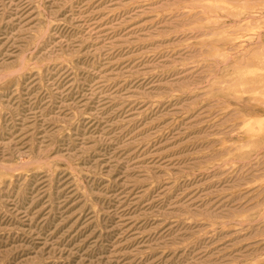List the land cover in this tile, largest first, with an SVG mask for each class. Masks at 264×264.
Listing matches in <instances>:
<instances>
[{
    "label": "rangeland",
    "instance_id": "1",
    "mask_svg": "<svg viewBox=\"0 0 264 264\" xmlns=\"http://www.w3.org/2000/svg\"><path fill=\"white\" fill-rule=\"evenodd\" d=\"M0 264H264V0H0Z\"/></svg>",
    "mask_w": 264,
    "mask_h": 264
},
{
    "label": "bare ground",
    "instance_id": "2",
    "mask_svg": "<svg viewBox=\"0 0 264 264\" xmlns=\"http://www.w3.org/2000/svg\"><path fill=\"white\" fill-rule=\"evenodd\" d=\"M245 8L246 9H248V10H252V9H255V8H257V6L256 5H250V6H245ZM226 13V12H225ZM249 13H251L250 11H249ZM239 25V24H238ZM259 77H257V79H258Z\"/></svg>",
    "mask_w": 264,
    "mask_h": 264
}]
</instances>
